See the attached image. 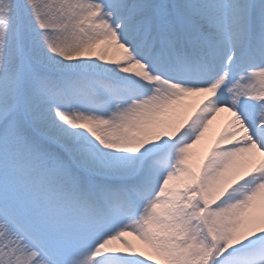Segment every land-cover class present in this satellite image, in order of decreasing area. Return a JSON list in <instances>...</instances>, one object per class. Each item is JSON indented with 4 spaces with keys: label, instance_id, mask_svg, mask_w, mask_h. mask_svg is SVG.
I'll use <instances>...</instances> for the list:
<instances>
[{
    "label": "snow or ice",
    "instance_id": "snow-or-ice-1",
    "mask_svg": "<svg viewBox=\"0 0 264 264\" xmlns=\"http://www.w3.org/2000/svg\"><path fill=\"white\" fill-rule=\"evenodd\" d=\"M0 264H264V0H0Z\"/></svg>",
    "mask_w": 264,
    "mask_h": 264
}]
</instances>
